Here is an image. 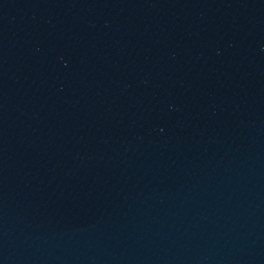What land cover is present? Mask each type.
<instances>
[{"label":"water","instance_id":"obj_1","mask_svg":"<svg viewBox=\"0 0 264 264\" xmlns=\"http://www.w3.org/2000/svg\"><path fill=\"white\" fill-rule=\"evenodd\" d=\"M0 264H264V0H0Z\"/></svg>","mask_w":264,"mask_h":264}]
</instances>
